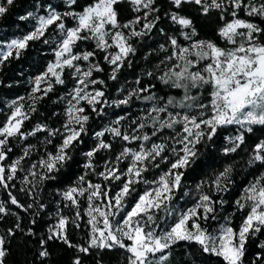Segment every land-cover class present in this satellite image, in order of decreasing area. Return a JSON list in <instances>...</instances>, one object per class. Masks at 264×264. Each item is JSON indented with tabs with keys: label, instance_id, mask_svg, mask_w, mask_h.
<instances>
[{
	"label": "snow or ice",
	"instance_id": "6c2138e0",
	"mask_svg": "<svg viewBox=\"0 0 264 264\" xmlns=\"http://www.w3.org/2000/svg\"><path fill=\"white\" fill-rule=\"evenodd\" d=\"M17 19L0 73L36 42L52 59L0 102V264H56L53 245L67 264H264V0H31Z\"/></svg>",
	"mask_w": 264,
	"mask_h": 264
},
{
	"label": "trees",
	"instance_id": "16d2710c",
	"mask_svg": "<svg viewBox=\"0 0 264 264\" xmlns=\"http://www.w3.org/2000/svg\"><path fill=\"white\" fill-rule=\"evenodd\" d=\"M53 2H58V0H53ZM31 3V0H18L16 8L13 11V14L8 18L6 22L0 23V38L10 39L15 35H19L21 32H25L31 28V24L26 22L18 21L17 17L27 9V5ZM52 59L51 52L48 49L47 45L36 42L34 43L30 50L25 54L24 57L19 61H13L5 68L3 73H0V78H3L6 83L12 84L11 88L0 87V102L6 104L12 98H15L17 95H23L26 93L27 80L29 77H32L39 72H41L46 65V63ZM137 72L139 69L137 68ZM23 73V75H20ZM128 79L132 80L133 76L131 73L128 74ZM111 84V82H109ZM55 97H53L54 99ZM49 109L53 105L49 102L47 105ZM59 111V109H57ZM95 126V125H94ZM227 134V133H226ZM253 140L255 137L252 138ZM252 142L251 140L249 141ZM224 162V158L217 155L215 160L207 161L208 167L203 171L200 169L203 167L202 163H198L197 168L192 172L187 180L190 185H194L198 180L205 177L206 174L210 173L212 169L219 168L220 165ZM236 193H233L235 196ZM231 210L230 208L228 209ZM13 218L6 220L0 227L6 228L12 225ZM54 260L56 264H67V260L71 255L70 251H65L59 245H53ZM18 249L14 246V252H17ZM178 253L183 252V249H178ZM119 253H108L105 256V264H118ZM27 258H31V253L27 254ZM25 256L23 254H17L12 258L10 264H14L16 261H23ZM182 257L178 254L176 256L177 262L181 261ZM187 259V257H183Z\"/></svg>",
	"mask_w": 264,
	"mask_h": 264
},
{
	"label": "rangeland",
	"instance_id": "374dc122",
	"mask_svg": "<svg viewBox=\"0 0 264 264\" xmlns=\"http://www.w3.org/2000/svg\"><path fill=\"white\" fill-rule=\"evenodd\" d=\"M13 38V37H12ZM11 39V38H10Z\"/></svg>",
	"mask_w": 264,
	"mask_h": 264
}]
</instances>
